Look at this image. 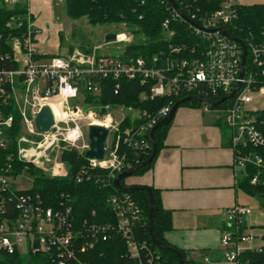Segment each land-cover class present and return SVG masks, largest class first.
Returning a JSON list of instances; mask_svg holds the SVG:
<instances>
[{
    "label": "built area",
    "instance_id": "built-area-1",
    "mask_svg": "<svg viewBox=\"0 0 264 264\" xmlns=\"http://www.w3.org/2000/svg\"><path fill=\"white\" fill-rule=\"evenodd\" d=\"M19 1L2 0L8 7L20 4L23 12L7 21L10 34L5 39L0 35L5 49L0 52V264H7L8 257H12L11 264H33L31 257L35 255L47 256L43 264H84V256L113 232L125 240L133 264H161L158 251L137 237L146 223L142 208L129 191L116 189L113 180L130 168L133 160L121 146L133 149L135 157L146 155L151 148L150 129L171 108L164 106L150 117L133 106L87 103L85 94L99 95L105 78L116 81L114 93H118L122 79L136 81L146 87L140 98L191 93L217 102L235 90L221 110L229 132L233 168L244 173L246 167H256L258 172L250 183L260 182L264 159L254 149L264 147V106L247 105L264 91V26L233 36L239 42L223 35L219 29L226 30L225 26L238 18L233 0H218L219 8L210 14L187 15L195 23L188 25L200 37L202 47L198 53L190 51V58L165 61L158 55L123 59L99 53V47L88 52L73 49L67 56H46L35 44L40 29L35 26L28 0L24 4ZM173 12L181 19L174 8ZM168 24L166 19L162 27L171 36L174 32ZM123 39L116 34V41ZM243 46L246 55L242 65ZM207 105L203 106L205 111L209 110ZM44 106L53 116L47 131L36 126L37 114ZM115 110L120 118L113 115ZM134 110L137 116L125 112ZM125 117L131 124H123ZM139 119L147 120L134 125ZM89 125L107 129L104 154L102 158H86L75 180L95 178V182L115 188L106 200L115 218L112 222L97 221L94 211L93 217L77 219L68 203L70 198L63 194L54 207L32 189L16 188L19 175L23 171L33 175L32 168L62 176L65 169L60 157L65 145L84 154L89 146ZM250 213L238 203L225 210L221 250L216 256L203 255V264H250L244 254L262 250L244 245L254 238L246 231L245 217Z\"/></svg>",
    "mask_w": 264,
    "mask_h": 264
},
{
    "label": "trees",
    "instance_id": "trees-1",
    "mask_svg": "<svg viewBox=\"0 0 264 264\" xmlns=\"http://www.w3.org/2000/svg\"><path fill=\"white\" fill-rule=\"evenodd\" d=\"M175 1L179 9L188 16L191 13H195L196 16L210 14L215 12L220 6V1L218 0ZM64 2L66 14L71 18L86 17L91 24H123L128 28H132V32L136 35H143L145 39L141 43L133 41L125 44L120 56L123 59L128 57L158 55L161 61H165L167 58L170 60H179L182 58H190V51L194 50L197 52L202 47L200 37L195 36L192 28L185 21L174 16L173 7L167 0H64ZM236 7L237 20L225 26L229 35L243 36L249 30H256L264 26V4L251 6L236 5ZM22 12L23 8L20 4L12 7L0 5V35L2 38L5 39L11 32L6 27L7 21L14 15ZM166 19L169 20L168 29L174 32L171 36H168L167 30L162 27V23ZM115 34H118V32ZM4 50L3 41H0V52ZM85 51L88 52L90 49ZM115 82L112 78L103 79L101 81V93L95 95V98L89 94H85V101L95 105L120 104L126 107L133 106L146 111L150 117H153L162 107L170 105L171 108L179 99L191 96V93H183L177 96L163 95L152 99L150 97L140 98V94L146 90V87L138 84L136 81L122 79L118 93H114ZM227 105L228 101L221 102L216 106H207L210 110L217 111L223 110ZM179 106L203 108L206 104L199 101H188L181 103ZM144 120L147 119L135 120L133 124L139 125L145 122ZM123 124H131L130 118L125 117ZM170 124L171 121L154 131V140L157 146L156 155L158 150L164 146V139ZM224 139L229 141V132L228 134L224 133ZM121 147L125 149L129 158H133L130 168L147 159L152 150L151 147L146 155L135 157L133 149L128 148L124 144ZM254 150L264 159V147H259ZM156 155L149 164L138 169L133 175H139L147 171L152 166ZM61 158L67 164L66 169L68 174L65 177L42 176L37 171H34L35 168L31 169V173L33 175L35 174L32 188L33 192L39 193L50 206L54 207L57 204L59 205L57 200L60 194L68 196L70 198L68 203L72 206L73 214L77 219L93 217L91 213L94 211L96 220L99 222L115 221L114 215L106 203L107 197L116 191L115 188L112 185L103 186L101 183L95 182V178L77 182L75 175L86 164L87 159L83 153H79L76 149L63 151ZM256 172H258L256 167H246L239 187L249 194H261L264 196V170H261L260 182L258 184L252 185L250 183L251 177ZM94 173L98 174L97 172ZM124 180L125 178H122L121 183H124ZM150 188L157 206V212L153 218L152 234L156 239L174 249L176 252L169 249H160L150 240L147 231L149 199L145 190L129 192L142 208L144 220L146 221L145 225L140 228L137 234L138 239H145L149 245H152L153 249L155 248L158 251L161 264H176L178 261L177 253L183 257L184 264H202L196 262L191 257L189 251L169 244L164 239V232L172 228L171 211L161 206L159 190L153 187ZM45 257L41 255L32 256V263L43 264ZM244 257L249 260L250 264H264V246H262V250L259 252L250 251L245 253ZM88 259L90 261H87ZM6 263H14L12 257H8ZM83 263L133 264L127 255L125 240L115 232H113L110 238L98 243L93 251L85 255Z\"/></svg>",
    "mask_w": 264,
    "mask_h": 264
},
{
    "label": "crops",
    "instance_id": "crops-1",
    "mask_svg": "<svg viewBox=\"0 0 264 264\" xmlns=\"http://www.w3.org/2000/svg\"><path fill=\"white\" fill-rule=\"evenodd\" d=\"M217 112L178 106L152 166L125 181L159 190L161 206L172 216L164 239L189 251L196 262L203 253L219 254L222 211L239 200L243 176L233 168V153L224 139L228 129Z\"/></svg>",
    "mask_w": 264,
    "mask_h": 264
},
{
    "label": "rangeland",
    "instance_id": "rangeland-1",
    "mask_svg": "<svg viewBox=\"0 0 264 264\" xmlns=\"http://www.w3.org/2000/svg\"><path fill=\"white\" fill-rule=\"evenodd\" d=\"M233 1L237 5L245 6L264 4V0ZM19 3L24 4L25 2L24 0H20ZM28 4L35 15V26L40 29V33L35 36L36 47L39 52L46 56H67L73 49L85 51L95 47H99V53L121 56L127 42L135 41L141 43L145 39L143 35H136L132 32V28H128L123 24H91L86 17L77 19L71 18L66 14L64 0H28ZM0 5H5L6 7L10 6L8 4H3L2 0H0ZM117 32L120 33V38H124L122 41L105 42L106 34H115ZM125 38L128 40L126 41ZM247 106H264V91H261L260 95ZM211 111L217 112L221 110ZM125 112L132 116L138 115L135 110L132 112ZM221 113L223 115L221 116L222 118L224 114L222 111ZM218 114L221 115L220 113ZM113 115L115 118H120L121 116L116 110L113 112ZM70 149L74 148H69L65 145L63 151H69ZM60 160H62L61 157ZM62 163L65 169V173L62 176H56L51 173L48 174L41 169H34V171H37L42 176L65 177L68 174L66 169L67 164L64 160H62ZM48 167H50V165H48ZM34 178L35 174L31 175L29 171H23L19 181L16 183V188L18 190H30L34 184ZM127 178L131 179V176ZM125 181L126 178L123 182ZM237 203L248 207L251 211V213L245 217V222L247 226L246 231H251L254 238L249 244L244 245L255 248L264 246V196L261 194L252 195L239 188V200ZM222 213L224 217L225 210H223ZM197 262L202 263V257L199 258Z\"/></svg>",
    "mask_w": 264,
    "mask_h": 264
},
{
    "label": "water",
    "instance_id": "water-1",
    "mask_svg": "<svg viewBox=\"0 0 264 264\" xmlns=\"http://www.w3.org/2000/svg\"><path fill=\"white\" fill-rule=\"evenodd\" d=\"M167 1L172 5V7L174 8L176 13L178 14V16L182 20H184L187 24L195 25V23L190 18H188V16L185 13H183L179 9L175 0H167ZM219 30L223 35L227 36L232 41L239 42V40L237 38H234L233 36L229 35L228 32L224 28H220ZM113 41H116V34L108 33L105 35V42L108 43V42H113ZM245 55H246V49L243 46L242 65L244 63ZM238 87H239V83H237L236 89ZM234 91L230 95H228L227 97H222L217 102H213L210 99L203 97V96H195V95L186 96V97H183V98L179 99L178 101H176L173 104V106L171 107L169 113L165 117H163L162 119L157 121V123L149 131L148 139H149V141L151 143V147H152V150H151L149 157L147 159L143 160L140 164L135 165L129 169H126V170L120 172L119 174L116 175V177L113 180V186L116 189L123 190V191H129V192L145 190L147 192L148 199H149L148 234L150 236V240L152 241V243L157 245L160 249H163V250L169 249L173 252H176L174 249L166 246L164 243H162L161 241L156 239L152 234L153 218H154L155 213L157 212V206H156L151 188L149 186H145V185L123 184V183H121V179L132 176L138 169H140L141 167H143V166H145L151 162L152 158L156 155V151H157V146H156V143L154 140V131L157 128H159L160 126L165 125L171 121L175 110L177 109V107L181 103L188 102V101H199V102H203L205 104H209L211 106H216L217 104L224 102L228 97H231L233 95ZM52 124H53V116H52V112H51L50 108L48 106L42 107L41 111L37 114V117H36V126H38L40 128V130H42V131H47ZM87 133H88L87 137H88V141H89V146H88V149H86V151L84 152L85 158H87V159L102 158L103 154H104V141L106 139L107 129L105 127L100 126V125H89ZM177 255H178V261L176 264H184L183 257L179 253H177Z\"/></svg>",
    "mask_w": 264,
    "mask_h": 264
},
{
    "label": "bare ground",
    "instance_id": "bare-ground-1",
    "mask_svg": "<svg viewBox=\"0 0 264 264\" xmlns=\"http://www.w3.org/2000/svg\"><path fill=\"white\" fill-rule=\"evenodd\" d=\"M93 97H94V96H93ZM93 97H92V98H93ZM92 98H91V99H92ZM94 98H95V97H94ZM90 102H92V101H90ZM147 119H148V118H147ZM128 154H129V153H128ZM20 176H21V174L19 175V177H20ZM32 188H33V186H32ZM32 188H31V189H32ZM147 221H148V220H147ZM147 231H148V230H147ZM149 238H150V237H149ZM144 240H145V239H144ZM148 242H150V241H148ZM151 246H152V245H151ZM154 249H155V248H154Z\"/></svg>",
    "mask_w": 264,
    "mask_h": 264
},
{
    "label": "flooded vegetation",
    "instance_id": "flooded-vegetation-1",
    "mask_svg": "<svg viewBox=\"0 0 264 264\" xmlns=\"http://www.w3.org/2000/svg\"><path fill=\"white\" fill-rule=\"evenodd\" d=\"M125 183V182H124Z\"/></svg>",
    "mask_w": 264,
    "mask_h": 264
}]
</instances>
